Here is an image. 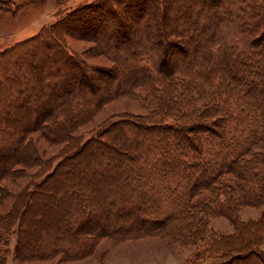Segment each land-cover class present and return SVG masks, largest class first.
Returning a JSON list of instances; mask_svg holds the SVG:
<instances>
[{"label":"trees","instance_id":"16d2710c","mask_svg":"<svg viewBox=\"0 0 264 264\" xmlns=\"http://www.w3.org/2000/svg\"><path fill=\"white\" fill-rule=\"evenodd\" d=\"M150 1L156 14L148 0H99L0 51V264L13 238L26 264L151 235L205 242L185 264H264V211L238 214L264 206V0H195L175 24L159 14L168 0ZM185 29L205 37L199 49L186 50ZM68 37L92 41L112 66L86 62ZM138 88L156 113L83 135L104 104ZM40 142L61 151L47 157ZM216 215L231 234L210 229Z\"/></svg>","mask_w":264,"mask_h":264},{"label":"rangeland","instance_id":"374dc122","mask_svg":"<svg viewBox=\"0 0 264 264\" xmlns=\"http://www.w3.org/2000/svg\"><path fill=\"white\" fill-rule=\"evenodd\" d=\"M97 1L99 0H0V51L36 35L43 27L54 23L58 15L67 14L75 9L92 5ZM168 1V4L159 10V14H169V24H175V14H187V16L184 17H189L188 19H191L195 8L193 5L195 0ZM147 8L149 10L147 12L148 14H156L155 11H151L150 13L152 9L150 0H148ZM135 25H132V30ZM200 27L198 26L199 32L201 31ZM106 30H101L98 33L99 38L104 36L105 33L108 34ZM174 30L179 31V26L177 24L170 31L173 32ZM164 32L166 34L168 33L167 31ZM186 32H188L187 35L189 37L187 42H185L188 43L186 50L190 51L191 48L199 49V42L205 37L202 36L201 39V37L196 34L198 33L196 30L194 32L187 29ZM108 41L111 42L112 40ZM130 41H132V38H130ZM66 42L86 62L101 67L112 66L111 62L106 57L99 54V49L92 41L68 37ZM260 44L262 47L264 46V42H260ZM166 53L169 55L168 50ZM188 55L191 56V53L188 52L185 54V56ZM182 56V53H178L177 55L178 58ZM173 57H175V55L171 53L170 58ZM150 95L151 93L148 90L138 88L135 90L136 97H121L107 102L96 113L93 119L81 126L80 131H82L85 136L86 134L96 133L97 131L110 127L111 124L119 120V117L131 116L140 118L141 116L151 114L154 111L155 105ZM126 129L130 131L128 127ZM173 136L177 138V135ZM39 147L40 151L44 150L47 157H54L58 156L62 145L49 146L44 142H40ZM107 150L109 149H105L99 154V159L103 164H105L104 161H107L106 159L109 157V155L105 153ZM32 171L33 170L30 172ZM25 181L27 182L25 179L19 180L15 186L8 183L7 185L12 190L17 191L22 187ZM10 203V201L5 202V209L8 210ZM0 210L2 211L3 208ZM263 211L264 206H247L241 208L238 214L243 221H248L259 219ZM208 221L212 231L223 234H231L233 232V227L230 222L223 216H212L208 218ZM14 244L15 238L11 240V253H9L7 258V264H18L13 259ZM204 244L205 242L198 243L196 246L183 245L179 241L155 235L136 238L125 237L123 239L103 238L100 242L96 243L91 253L89 252L79 260L61 261L60 257L57 256L52 259L32 261L26 264H185L193 257L198 249L204 246ZM84 253H86V251H84L83 254Z\"/></svg>","mask_w":264,"mask_h":264}]
</instances>
